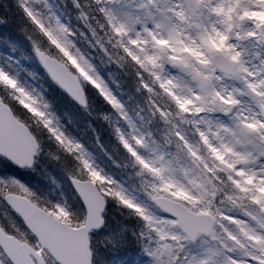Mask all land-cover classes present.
Masks as SVG:
<instances>
[{"label":"snow or ice","instance_id":"1","mask_svg":"<svg viewBox=\"0 0 264 264\" xmlns=\"http://www.w3.org/2000/svg\"><path fill=\"white\" fill-rule=\"evenodd\" d=\"M17 32L73 98L112 106L131 171L0 65V159L34 167L45 130L76 163L57 197L0 175V264H264V0H0V43Z\"/></svg>","mask_w":264,"mask_h":264},{"label":"trees","instance_id":"2","mask_svg":"<svg viewBox=\"0 0 264 264\" xmlns=\"http://www.w3.org/2000/svg\"><path fill=\"white\" fill-rule=\"evenodd\" d=\"M19 33V32H17ZM24 45V53L26 55H29V52H30V49H31V43L27 40V38H25V40H23V43ZM35 62L32 60V63ZM36 64V62H35ZM46 78V77H45ZM58 92L63 95V93L58 90ZM89 98H90V101H95L91 95L89 94ZM100 101V102H99ZM99 101H95L99 106L103 107L102 111H97L94 113L93 116H91L88 120H91L94 124V126L96 127V130L97 132L100 134L101 136V139L104 140V138H108V133L110 132V136L113 137V132H114V127H115V124L113 123V121L111 120V115L113 114L111 108H110V105L107 104V103H103V99H101L99 97ZM105 108V109H104ZM109 111V112H108ZM105 116L108 117V119H105ZM71 122H73V118L70 119ZM85 124V122L83 123ZM39 136L41 137H44L43 141L45 143V152H49V156H52L53 158H55L57 156V154H65L66 157L63 158L61 161H60V164H61V167H68V171H69V174H75V171H76V163L75 161L72 159L71 156H69L67 153H64L62 152L63 150L61 148L58 147V145L54 142L53 139L50 138L49 134L45 131V130H41L39 132ZM106 143H107V150L110 152L111 150L116 154V158L122 162L124 164L125 162V159H126V154L124 152H120L118 149L119 147H121L117 141L116 138H111V139H106ZM54 149H61L62 151H55ZM2 163L7 167V168H12V166L6 162V160H3L2 159Z\"/></svg>","mask_w":264,"mask_h":264},{"label":"rangeland","instance_id":"3","mask_svg":"<svg viewBox=\"0 0 264 264\" xmlns=\"http://www.w3.org/2000/svg\"><path fill=\"white\" fill-rule=\"evenodd\" d=\"M101 74L102 75H104L105 76V79L107 80V78H108V76L106 75V73L104 72V71H102L101 72ZM108 81V83H109V80H107ZM109 86L112 88V90H113V92L116 94V95H118L117 94V92H116V90L110 85V83H109ZM50 112L55 116V118H56V115H55V112H53L52 110H50ZM58 122V121H57ZM119 124H121V121H119ZM62 127V126H61ZM63 128V127H62ZM64 129V128H63ZM64 131H65V129H64ZM66 133H67V131H65ZM68 134V133H67ZM69 135V134H68ZM70 136V135H69ZM74 139V138H73ZM76 140V139H75ZM81 142V141H80ZM82 143V142H81ZM83 144V143H82ZM86 148V147H85ZM87 149V148H86ZM88 150V149H87ZM89 152V151H88ZM89 154H90V157L92 158V159H94L95 161H96V163L98 164V165H100L101 167H104L106 170H108V168L106 167V165L104 164V163H102V162H99L98 160H97V158L96 157H94L90 152H89ZM109 172H111V173H113V174H115L112 170H109ZM118 176V175H117Z\"/></svg>","mask_w":264,"mask_h":264},{"label":"water","instance_id":"4","mask_svg":"<svg viewBox=\"0 0 264 264\" xmlns=\"http://www.w3.org/2000/svg\"><path fill=\"white\" fill-rule=\"evenodd\" d=\"M65 90V89H64ZM66 91V90H65ZM67 92V91H66ZM75 99V98H74Z\"/></svg>","mask_w":264,"mask_h":264}]
</instances>
